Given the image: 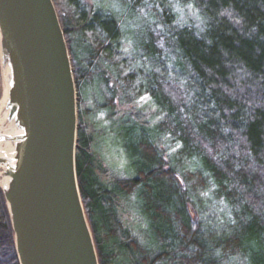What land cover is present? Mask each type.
<instances>
[{"label": "trees", "instance_id": "16d2710c", "mask_svg": "<svg viewBox=\"0 0 264 264\" xmlns=\"http://www.w3.org/2000/svg\"><path fill=\"white\" fill-rule=\"evenodd\" d=\"M52 1L70 56L77 101L87 100L93 77L101 75L97 70H103L102 76L115 72L123 45H128L136 74L129 78L138 84L137 95L121 101L129 104L145 96L162 116L148 134L144 126L143 139L136 142L133 126L124 131L132 148V176L110 182H101L96 174L100 165L93 150L99 146L84 133L83 123L78 124L77 182L99 264H115L119 258L123 264H166L179 250L192 251L180 264H264V0H171L192 8L197 25L174 24V14L166 8L170 0H159L163 13L158 34H163L168 52L159 48L157 37L141 19L136 46L128 35L125 12L105 11L81 0ZM124 1L127 11L136 14L140 0ZM172 77L181 81L182 97L167 89L165 83ZM100 80L95 84L98 94ZM125 91L124 96L131 94ZM102 108L106 123L97 125L107 126L106 138L117 121H111L113 106ZM150 135H155L152 142L146 139ZM161 138L176 148L166 163H160L162 152L156 147ZM152 187L171 195L144 196ZM136 192L147 204L158 234L159 247L152 258L139 249L119 219L116 202L123 201L125 209ZM188 207L201 218L193 221ZM162 228L172 233L171 239L162 235ZM208 230L214 238L221 236L211 246L201 242ZM0 264H18L1 192Z\"/></svg>", "mask_w": 264, "mask_h": 264}, {"label": "water", "instance_id": "95a60500", "mask_svg": "<svg viewBox=\"0 0 264 264\" xmlns=\"http://www.w3.org/2000/svg\"><path fill=\"white\" fill-rule=\"evenodd\" d=\"M77 92L52 0H0V192L18 264H99L77 182Z\"/></svg>", "mask_w": 264, "mask_h": 264}, {"label": "rangeland", "instance_id": "374dc122", "mask_svg": "<svg viewBox=\"0 0 264 264\" xmlns=\"http://www.w3.org/2000/svg\"><path fill=\"white\" fill-rule=\"evenodd\" d=\"M81 2L84 5L91 6L93 3L98 4L102 10H110L118 13H124L126 14V28L128 31V35H130V39L132 40V43L137 46V44L140 43V24L141 20L144 21L145 29L151 31L154 36L157 37V45H159V48H162L165 52H168V49L164 46V37L158 33H162V27L160 26V15L163 13V6L157 3V0H140L139 6L136 7L135 13H130L127 11V1L124 0H81ZM126 4V5H125ZM168 6L166 7L168 11L171 10L172 15L174 14L172 22L174 24L179 25H187V24H199L198 18L196 16L195 11L188 7V6H181L179 4H174L171 0L168 2ZM129 5V3H128ZM141 19V20H140ZM148 26V27H146ZM128 45H123L122 51L123 55L119 59V64L117 63V69L115 72L111 73L109 71H105L104 75L102 76V71L99 72L97 70V73H100L101 75L98 77L95 75L93 77V82H91L89 90H88V97L87 100L83 101H77V119L78 124L81 121L83 124L80 125L82 130L87 136H91L94 140H96L97 145L99 146L98 149L93 150L94 158L96 159V162L100 165V169L97 168L96 174L98 175L101 182H110L111 180L117 179H125L127 177L132 176L131 175V169H130V158L129 153L132 151V148H129V135L126 134L124 131L129 132V128L134 127V135L133 137L134 141H138V137L142 136L143 139V133L142 128L146 126L145 131L148 134V131L153 127V125L159 124V122L162 120V116L155 114L156 110L154 109L153 105H148V99L145 96H142L140 98H137L135 102L126 104L124 100L121 101V99H127L132 96L134 97V93H136L137 89V83H131L130 82V75H135L134 70H132L130 66V57H129V50L127 48ZM124 62L123 64H120L121 62ZM95 71H92V73ZM94 75V74H93ZM169 75H172L171 72H169ZM134 76V77H135ZM173 76V75H172ZM100 78V85H99V94L97 93L96 89V81ZM176 81H173L175 80ZM172 77L167 79V82L165 83L167 89H173V94L182 97V89L183 87H180L178 78ZM178 82V83H173ZM130 85V86H129ZM128 89L131 94L129 93L128 96H124V91ZM126 92V91H125ZM131 95V96H130ZM110 96H113L111 98ZM131 97V98H132ZM80 100V99H79ZM103 105H111L114 109L113 119L112 122H116L113 125H111V133L107 134L106 138H104V135L106 134L105 131L107 129V126H104L103 129L97 125V122L105 124V118H104V112L103 108L102 110H99V106ZM107 113V111H106ZM91 114H94V116ZM80 118H79V116ZM127 118L132 120H119V118ZM134 122L135 126L131 124V122ZM96 123V126L94 124ZM124 123H126L124 125ZM143 123H145L143 125ZM143 125V126H142ZM79 127V125H78ZM77 127V128H78ZM79 127V128H80ZM124 127V129H123ZM105 129V130H104ZM110 131V129L108 128ZM78 131V129H77ZM144 131V130H143ZM155 137V135H154ZM154 137L150 135L149 137H146L149 142L154 140ZM119 138V139H118ZM145 138V137H144ZM156 139V138H155ZM107 140V141H105ZM169 139L165 138L161 140L159 139L157 141L156 147L158 150H160L162 160L160 163H166L167 157L169 154L173 153L176 148L172 146L169 141ZM105 141V142H104ZM166 144L165 146L163 144ZM136 150V147L133 148ZM141 150V149H140ZM139 153V151H138ZM139 164H141V160L139 158ZM135 162V161H133ZM137 162V160H136ZM143 163V162H142ZM140 166V165H139ZM164 167V166H163ZM166 170V169H165ZM178 179V178H177ZM179 180V184H181ZM182 186V184H181ZM139 192H136L134 194V197L132 198V201L129 200V204L126 205V208L124 209V203L121 201H117L118 203V210L120 212L119 219L123 227L127 228L128 231L133 235L137 240V245L140 250H143L147 257L150 256L152 258L155 253L158 251L159 245H157L156 237H158V234L155 233V225L151 221L152 219L149 218L147 211V204L140 198V196L137 197ZM164 193L169 194L170 192L165 191L162 188L152 187L150 192L145 191L144 196L147 194H150L152 196H157L161 194L164 196ZM149 196V195H148ZM144 199V198H143ZM155 199V198H153ZM173 199V198H172ZM120 206V207H119ZM174 206V205H171ZM223 205H218L217 207H214V211H220V208H222ZM146 208V209H145ZM188 209L193 213L194 211L188 207ZM209 212V211H208ZM122 214V215H121ZM199 212H194L192 214L193 221L195 218H201L199 217ZM182 223H186L185 219H181ZM156 224V222H155ZM192 224V223H191ZM210 228V227H209ZM162 235L167 236L169 239L172 238V233L169 232L166 229H161ZM175 233V232H174ZM212 234L208 231H205V233L201 237V242L205 244L206 246L213 245V241L221 238V236L214 238L211 236ZM167 245L169 243V240L167 239L164 241ZM160 244V243H159ZM110 253L114 254L115 250L111 247ZM227 250H230V248H226ZM192 251H184L181 250L177 251V255L170 257H174L173 261H166V264H180V261L182 262L181 258L182 256L190 255ZM169 257V259H171ZM123 260L120 258L116 261L115 264H123ZM238 263V261H234L233 264ZM162 264V263H159Z\"/></svg>", "mask_w": 264, "mask_h": 264}]
</instances>
